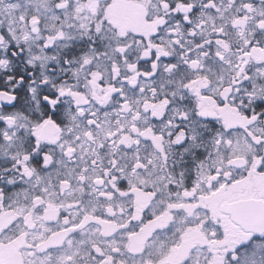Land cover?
<instances>
[{
	"label": "snow or ice",
	"instance_id": "obj_1",
	"mask_svg": "<svg viewBox=\"0 0 264 264\" xmlns=\"http://www.w3.org/2000/svg\"><path fill=\"white\" fill-rule=\"evenodd\" d=\"M0 264H264V0H0Z\"/></svg>",
	"mask_w": 264,
	"mask_h": 264
}]
</instances>
